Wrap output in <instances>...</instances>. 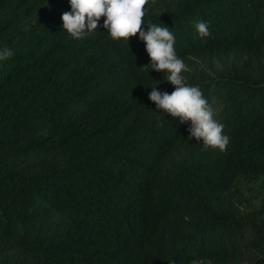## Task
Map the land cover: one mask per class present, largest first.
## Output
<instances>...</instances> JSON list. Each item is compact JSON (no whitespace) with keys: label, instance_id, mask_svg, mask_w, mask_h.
I'll return each instance as SVG.
<instances>
[{"label":"trees","instance_id":"trees-1","mask_svg":"<svg viewBox=\"0 0 264 264\" xmlns=\"http://www.w3.org/2000/svg\"><path fill=\"white\" fill-rule=\"evenodd\" d=\"M69 0H0V264H264V0H149L230 137L188 140L139 35L63 29ZM205 21L210 35L195 24ZM87 30V29H86Z\"/></svg>","mask_w":264,"mask_h":264},{"label":"clouds","instance_id":"clouds-1","mask_svg":"<svg viewBox=\"0 0 264 264\" xmlns=\"http://www.w3.org/2000/svg\"><path fill=\"white\" fill-rule=\"evenodd\" d=\"M71 11L61 16L63 29L72 38L81 39L96 31L98 22L104 17L102 27L107 29L113 40L125 39L139 35L146 43V50L151 58V69L156 72H167L168 82L174 86V91L161 92L157 86L151 87L150 101L154 102L158 110L172 118H179V123L190 121L188 140L195 138L202 141L205 149L227 150L230 137L223 134L224 125L214 118V111L208 99L199 86H189L181 75L185 70L184 61L176 54L175 36L168 27L148 23L145 31V6L149 0H69ZM195 28L201 37L210 35L209 25L205 21H198ZM87 29V30H86ZM14 53L10 49L0 50V60L8 59ZM168 264H176L173 259ZM191 264H201L193 260Z\"/></svg>","mask_w":264,"mask_h":264}]
</instances>
